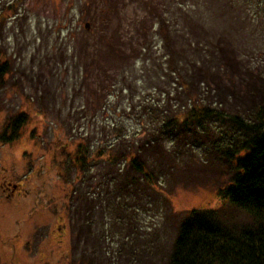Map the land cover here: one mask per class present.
<instances>
[{
    "label": "rangeland",
    "instance_id": "374dc122",
    "mask_svg": "<svg viewBox=\"0 0 264 264\" xmlns=\"http://www.w3.org/2000/svg\"><path fill=\"white\" fill-rule=\"evenodd\" d=\"M194 1L27 0L26 15H14L0 0V65L9 63L0 133L20 111L29 115L18 140H0V264H168L193 210L216 211L214 221L229 229L251 223L218 191L236 176L228 150L264 121V0ZM178 3L191 8L188 21L201 20L190 30L203 43L190 50L184 21L169 28V44L158 42L157 29L167 34L158 24L165 30L185 13ZM138 39L153 46L144 67ZM173 49L195 55L204 71L186 93L166 73ZM124 66L138 71L128 76L132 92L119 95ZM193 101L209 107L210 119L177 126L176 138L142 152L149 163L162 157L154 188L124 164L121 147L112 161L95 158L97 144L104 152L115 142L110 124L129 133L140 127L133 113H183ZM136 132L139 140L148 133ZM77 142L91 146L83 169L72 162Z\"/></svg>",
    "mask_w": 264,
    "mask_h": 264
},
{
    "label": "trees",
    "instance_id": "16d2710c",
    "mask_svg": "<svg viewBox=\"0 0 264 264\" xmlns=\"http://www.w3.org/2000/svg\"><path fill=\"white\" fill-rule=\"evenodd\" d=\"M26 1L9 0V11H12L14 15H26L27 10L23 7L26 5ZM194 3H199V0H195ZM178 6L185 13H183V16H179L178 19L172 20V24L168 25V27L166 26L165 30L158 24L159 30L166 31L167 33L161 36L157 29L156 34L159 36L158 42H160L161 46L164 42L165 44H169L172 33L177 32L179 25L184 21L182 40L188 43L187 48L190 50L192 49L191 45L195 43L197 46L200 45V43L196 42L197 40L202 42V39H198L199 37L195 31V27H192V30H190V25L193 22H197L195 23L196 25H201V20L188 21L189 14L192 12L191 8L185 5V3H178ZM96 9L100 8L96 6ZM104 10L102 7L99 12L105 14L106 10L105 12ZM169 28H172L174 32L168 31ZM135 32L138 34V27L133 31L134 37H136ZM120 44L121 46H118H120L119 50L122 52L124 45L123 43ZM136 46V48H133V51L137 52V55L142 56L141 64L143 66V63L150 59L149 54L153 51V46L146 45L141 39L137 40ZM184 51L182 49V51L175 54L173 49L169 53L168 67L170 66V69L166 72L169 76L174 73L178 77L177 84L179 82V91L181 93L188 92L191 86L189 82L195 77H202L204 72L203 69L200 70L197 64L198 62L194 60L195 55L192 57V54L184 53ZM200 52L196 53V56L199 55V62L204 64V54L202 56ZM176 56L179 59H176ZM177 65L178 70L176 68ZM8 71L9 63L6 62L0 65V83L2 78L9 73ZM133 71L137 72L138 70L136 71L134 68L131 69L127 66L120 68L118 73L121 74V80L114 85L116 89L113 92L118 91L119 95L132 92L133 89L128 82V76L134 75ZM139 73L142 74L141 70H139ZM86 78L87 76L83 79ZM128 108L133 112L135 111L134 107L129 103L124 110ZM187 109L189 110L188 112H186ZM186 110L183 113L173 112L170 114L167 109H141L138 113H133L136 120L139 121L138 124L140 127H136L133 131L129 130V133L127 129L121 128L122 134L119 133L116 135V133H112L116 125L110 124L112 129L109 133L114 134L115 142L109 143L110 147H107L104 152L97 144L95 147V158H100L101 155L99 154L101 152L106 155L108 161H112L115 156L112 154L113 149L115 147L118 149L121 147L120 158H122L124 164L129 165L136 174L143 176L146 183L154 188V177L157 175L155 171L162 157L161 155L155 156L152 162L149 163L142 152L151 151L152 149L156 150L163 139L173 140L174 136L176 138L177 132L175 128L177 126L189 125L194 123V121L202 122L210 119L209 107L199 105L196 101H193L190 106L186 107ZM28 116L25 111H20L16 117L9 119L5 129L0 133V140L6 143L18 140L23 124L29 120ZM142 119H144L143 121L145 123L141 121ZM147 127L151 128V132L147 130ZM140 129L148 132L144 136V140H139L138 136L140 133L136 132ZM249 129L251 131L250 133L253 134L244 141L241 148L236 151L228 150L229 152L226 157L236 172V176L229 186L224 189H219L218 193L229 204L248 214L251 223L249 225H243L240 229L237 227L229 229L218 225L214 221L212 214L216 211L193 210L189 213L187 221L180 227L181 229L168 264H264V121H260L259 125L256 127L252 126ZM103 135L106 136L107 133ZM129 139L130 141L128 142ZM90 149L91 146L77 142L75 150L72 153L74 166L84 168L88 159L91 160L88 155ZM242 151L244 153L241 155L240 153ZM158 169L160 168L158 167Z\"/></svg>",
    "mask_w": 264,
    "mask_h": 264
},
{
    "label": "flooded vegetation",
    "instance_id": "af4514ba",
    "mask_svg": "<svg viewBox=\"0 0 264 264\" xmlns=\"http://www.w3.org/2000/svg\"><path fill=\"white\" fill-rule=\"evenodd\" d=\"M8 197H9V196H8ZM8 197H7V198H8ZM4 202L8 204V200H5ZM5 208H6V207H4V204L2 203L1 213H0V214L4 215L3 213H5V212H4V211H5ZM14 251H15V250L13 249V250H12V253H15Z\"/></svg>",
    "mask_w": 264,
    "mask_h": 264
},
{
    "label": "water",
    "instance_id": "95a60500",
    "mask_svg": "<svg viewBox=\"0 0 264 264\" xmlns=\"http://www.w3.org/2000/svg\"><path fill=\"white\" fill-rule=\"evenodd\" d=\"M85 25H86L85 28L88 29L89 28V25L88 24H85Z\"/></svg>",
    "mask_w": 264,
    "mask_h": 264
}]
</instances>
